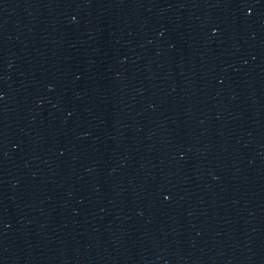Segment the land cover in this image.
<instances>
[{
  "label": "water",
  "instance_id": "95a60500",
  "mask_svg": "<svg viewBox=\"0 0 264 264\" xmlns=\"http://www.w3.org/2000/svg\"><path fill=\"white\" fill-rule=\"evenodd\" d=\"M0 264H264V0H0Z\"/></svg>",
  "mask_w": 264,
  "mask_h": 264
}]
</instances>
